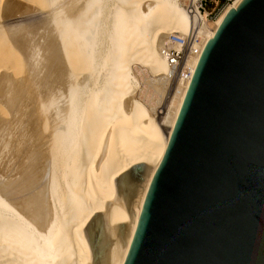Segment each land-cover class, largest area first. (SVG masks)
Wrapping results in <instances>:
<instances>
[{
    "label": "bare ground",
    "instance_id": "6f19581e",
    "mask_svg": "<svg viewBox=\"0 0 264 264\" xmlns=\"http://www.w3.org/2000/svg\"><path fill=\"white\" fill-rule=\"evenodd\" d=\"M192 1L0 0V264H88L85 225L146 161L124 264L190 84L163 46L196 24V66L239 0L212 21Z\"/></svg>",
    "mask_w": 264,
    "mask_h": 264
},
{
    "label": "water",
    "instance_id": "95a60500",
    "mask_svg": "<svg viewBox=\"0 0 264 264\" xmlns=\"http://www.w3.org/2000/svg\"><path fill=\"white\" fill-rule=\"evenodd\" d=\"M152 164L114 178L88 264L124 254ZM124 264H264V0H239L195 67Z\"/></svg>",
    "mask_w": 264,
    "mask_h": 264
},
{
    "label": "built area",
    "instance_id": "2783aa9c",
    "mask_svg": "<svg viewBox=\"0 0 264 264\" xmlns=\"http://www.w3.org/2000/svg\"><path fill=\"white\" fill-rule=\"evenodd\" d=\"M237 0H193L187 5L191 16L203 14L208 21L215 20ZM197 42V26L193 24L186 35L172 33L163 46L162 54L169 66L168 80L171 85L179 81H191L195 67L191 57Z\"/></svg>",
    "mask_w": 264,
    "mask_h": 264
},
{
    "label": "rangeland",
    "instance_id": "374dc122",
    "mask_svg": "<svg viewBox=\"0 0 264 264\" xmlns=\"http://www.w3.org/2000/svg\"><path fill=\"white\" fill-rule=\"evenodd\" d=\"M159 111H162V108H159Z\"/></svg>",
    "mask_w": 264,
    "mask_h": 264
}]
</instances>
